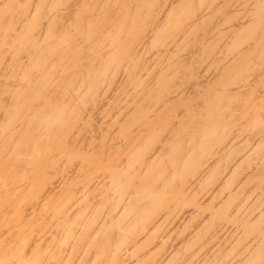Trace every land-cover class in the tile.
I'll return each instance as SVG.
<instances>
[{
	"label": "bare ground",
	"instance_id": "6f19581e",
	"mask_svg": "<svg viewBox=\"0 0 264 264\" xmlns=\"http://www.w3.org/2000/svg\"><path fill=\"white\" fill-rule=\"evenodd\" d=\"M0 264H264V0H0Z\"/></svg>",
	"mask_w": 264,
	"mask_h": 264
},
{
	"label": "rangeland",
	"instance_id": "374dc122",
	"mask_svg": "<svg viewBox=\"0 0 264 264\" xmlns=\"http://www.w3.org/2000/svg\"><path fill=\"white\" fill-rule=\"evenodd\" d=\"M161 7H162V6H159V7L156 9V11H157L158 9L160 10V9H161ZM183 48H184V47H183ZM184 49H185V48H184ZM187 49H188V48H187ZM185 50H186V49H185ZM186 51H187V50H186ZM186 51H185V52H186ZM179 52H180V51H179ZM183 53H184V52H183ZM174 54H176L175 56H178V57H179V60H180V58H181L180 56H181L182 54H181V55H179V54H180V53H179V54L177 55V52H176V53H174ZM174 54H173V55H174ZM175 56H174V57H175ZM178 57H176V58H173V57L171 56V57H170V59H172V58H173L174 60H172V61H175L176 59H178ZM149 60H150V61L147 63V65H148V64H150V63H151V65H152V64H153V65H152V66H150V65H149L148 67H153V66H154V63H152V62H153V60H152V61H151V59H149ZM167 61H168V60H167ZM169 61L171 62V60H169ZM176 61H177V60H176ZM176 61H175V62H176ZM175 62H173V63H175ZM171 63H172V62H171ZM114 102H115V99H114ZM117 104H119V102H118V103H116V105H117ZM114 105H115V103H114Z\"/></svg>",
	"mask_w": 264,
	"mask_h": 264
}]
</instances>
